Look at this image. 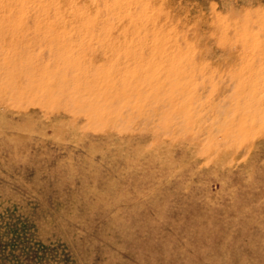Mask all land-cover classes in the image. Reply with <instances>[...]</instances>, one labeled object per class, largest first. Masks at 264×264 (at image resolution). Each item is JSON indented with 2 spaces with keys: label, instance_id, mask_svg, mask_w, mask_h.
I'll return each instance as SVG.
<instances>
[{
  "label": "rangeland",
  "instance_id": "rangeland-1",
  "mask_svg": "<svg viewBox=\"0 0 264 264\" xmlns=\"http://www.w3.org/2000/svg\"><path fill=\"white\" fill-rule=\"evenodd\" d=\"M0 264H264V0H0Z\"/></svg>",
  "mask_w": 264,
  "mask_h": 264
}]
</instances>
